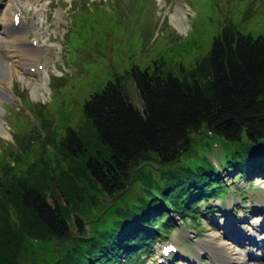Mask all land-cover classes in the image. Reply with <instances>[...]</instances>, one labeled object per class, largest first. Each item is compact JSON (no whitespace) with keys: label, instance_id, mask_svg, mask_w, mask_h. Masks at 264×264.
I'll list each match as a JSON object with an SVG mask.
<instances>
[{"label":"trees","instance_id":"16d2710c","mask_svg":"<svg viewBox=\"0 0 264 264\" xmlns=\"http://www.w3.org/2000/svg\"><path fill=\"white\" fill-rule=\"evenodd\" d=\"M168 69L162 58L132 64L79 103L85 128L63 123L58 135L31 129L17 139L8 154L19 175L0 165V264H19L29 249L40 254L34 264H138L175 225L172 214L200 226L227 189L199 147L208 136L233 179L264 171V34L228 23L193 63ZM127 74L140 109L122 87ZM33 137L39 155L19 157ZM68 201L84 230L70 231Z\"/></svg>","mask_w":264,"mask_h":264},{"label":"rangeland","instance_id":"374dc122","mask_svg":"<svg viewBox=\"0 0 264 264\" xmlns=\"http://www.w3.org/2000/svg\"><path fill=\"white\" fill-rule=\"evenodd\" d=\"M0 3V14L4 18L10 3L8 0H0ZM10 13H6L9 18ZM171 16H176L180 27L171 21ZM23 18L26 28L22 33L12 34L24 40L11 46L14 61L9 63L10 75L3 80L9 95L0 96V124L4 129H0V155H3L0 165H11L9 171L18 175L8 151L16 149L17 139L29 130L43 133L52 129L58 135L63 123L73 127L81 124L80 127L85 128L79 103L89 92L98 89L106 80H115L132 64L143 67L153 59L162 58L172 71L179 63L191 64L205 53L211 38L228 23L235 24L241 33L264 34V0H32L25 6ZM30 44L37 45L36 54L27 52L21 56ZM0 48L4 53L3 44ZM29 66H35L36 71H29ZM36 85L40 94L34 96L32 89ZM122 87L129 101L140 109L142 101L131 74L125 75ZM194 139L198 137L193 136ZM211 141L212 138H205L203 144H199L200 149H210ZM31 146L40 147L38 139L33 137L29 148H18L17 155L33 160L39 151L32 150ZM218 149V145H214L212 156L218 155ZM51 171L55 169L51 167L49 174ZM220 174L229 191L238 189L234 191L235 196L229 192L224 197L226 203L233 207L234 201L240 207L228 208L224 203L215 224L211 216L200 214V226L189 229L172 216L176 229L171 228L168 237L154 245V253L152 251L138 264H159L160 258L166 259L164 264H186L185 258L188 261L194 258L196 264H210V257L219 258V253L211 248L212 242L232 244L230 238L233 237L225 234L222 222L237 227L243 225L247 230L256 226L259 217H264V209H250L254 205L264 206V172H257L249 180L233 179L232 173L226 171ZM53 177L52 174L49 179ZM240 192H243L240 195H243L244 204L238 199ZM45 196L52 203V194ZM204 205L202 202L200 209ZM68 206L70 231L84 230L89 222L79 217L69 201ZM241 211L248 215L244 223L239 224L232 216H239ZM210 212L218 214L216 210ZM255 234L264 238L261 230ZM34 239L31 238L37 245ZM165 241L176 246V251H167L168 257L160 255L163 247L170 246ZM51 247L52 243L38 250L44 257L45 250ZM29 250L22 255L19 264H34L39 259L40 254Z\"/></svg>","mask_w":264,"mask_h":264},{"label":"bare ground","instance_id":"6f19581e","mask_svg":"<svg viewBox=\"0 0 264 264\" xmlns=\"http://www.w3.org/2000/svg\"><path fill=\"white\" fill-rule=\"evenodd\" d=\"M9 1L11 4L10 9L13 11L12 16H11V20L5 18L3 20V31L1 32V30H0V45L3 44L5 47L4 53L2 54L0 52V96L9 95L7 88L3 84V80L8 75H10L9 63L14 61V59H13V57H14L13 51L14 50L12 49V47H13V45H17L20 42H22V40H24L22 37H18L19 35L18 36L13 35V34L10 35V33H12V31H10V30H13L12 25H14V19H13L14 13L20 12V5L23 6L25 4H30L32 2V0H9ZM10 15H11V13H10ZM171 21L180 27V24L177 21L176 16H171ZM22 25H24V23L22 20H20V22L18 23L19 27L17 29H21ZM17 33H18V31H17ZM30 45H31L30 48H27L26 51L25 50L22 51L21 56L26 55L27 52L28 53L31 52L33 54H36V51H38L37 45H35V47L32 44H30ZM33 57H35V56H33ZM28 58H30V56ZM22 59H25V57ZM16 60L18 61V59H16ZM20 64L23 66L22 62ZM30 68H32V70H35V66L34 67L30 66ZM32 94L34 96L40 94V91L38 90V85L34 86V88L32 89ZM0 129L2 131H4L1 124H0ZM236 220L238 221L237 218H236ZM228 223L226 221L222 222V225H224V227H225V234L230 232L234 228V225H232L230 223L228 224ZM224 236H226V235H224ZM230 241L232 242V244H228V245L222 241L216 242V243L212 242L211 248H213L216 252L219 253V258H215L214 256H212L213 264H244V263L248 264L247 262H245L246 261V255H248V253L240 251L237 247V244H240L239 240L237 238L233 237L232 239L230 238ZM185 259H184V261L186 264H192V263L196 264L194 258H190L192 260H189V261L187 259L186 260ZM157 262L159 264H164L165 259L160 258V260ZM261 263L264 264V259H261Z\"/></svg>","mask_w":264,"mask_h":264}]
</instances>
